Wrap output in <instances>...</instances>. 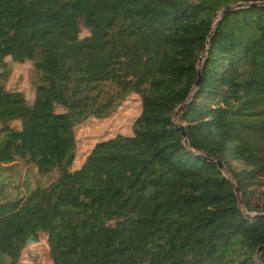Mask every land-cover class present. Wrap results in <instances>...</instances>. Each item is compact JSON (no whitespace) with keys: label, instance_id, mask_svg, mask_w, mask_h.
<instances>
[{"label":"trees","instance_id":"trees-1","mask_svg":"<svg viewBox=\"0 0 264 264\" xmlns=\"http://www.w3.org/2000/svg\"><path fill=\"white\" fill-rule=\"evenodd\" d=\"M8 59L31 66L34 99L7 84ZM131 94L132 134L75 169L76 127ZM0 124V171L19 157L56 173L0 202V264L43 237L53 264H259L264 0H0Z\"/></svg>","mask_w":264,"mask_h":264},{"label":"rangeland","instance_id":"rangeland-1","mask_svg":"<svg viewBox=\"0 0 264 264\" xmlns=\"http://www.w3.org/2000/svg\"><path fill=\"white\" fill-rule=\"evenodd\" d=\"M198 1V0H192ZM87 35V32L84 31ZM10 62L11 75L7 84L10 88L25 93L27 99L35 97L33 76L31 66L28 64H18ZM61 111V109L59 110ZM140 97L131 94L115 111L107 118H90L75 129L77 139V159L74 167L78 169L85 161L87 155L93 150L95 145L103 140L114 138L117 135H131L134 120L141 114ZM182 112L174 117L177 125H185L181 121ZM11 125V124H10ZM19 123L14 122L13 128H18ZM3 125L0 124V130ZM4 134L0 133V143ZM230 165L234 169L243 168L237 161L230 159ZM226 176L233 181L228 167L224 164ZM55 174L41 176L36 166L28 164L23 159L16 157L13 164L3 167L0 171V202L16 201L26 199L38 187H47L54 180ZM247 212V211H245ZM247 214H249L247 212ZM254 215V214H249ZM259 261V260H258ZM22 264H53L50 258V249L47 239L43 237L40 243L27 248L22 256ZM260 264V262H259Z\"/></svg>","mask_w":264,"mask_h":264},{"label":"water","instance_id":"water-1","mask_svg":"<svg viewBox=\"0 0 264 264\" xmlns=\"http://www.w3.org/2000/svg\"><path fill=\"white\" fill-rule=\"evenodd\" d=\"M257 5H259V4L257 3V4H254L253 6H257ZM243 6H244V4H238V5H237V8H241V7H243ZM231 8H233V7H232V6H227L221 14H217V15L215 16V17H218L219 19L217 20V23L215 24V27H214L213 32H215V30H216V28H217V26H218V24H219V21L223 18V16H224V15H225V14H226ZM210 38H211V36L209 37V41H210ZM206 49H208V47H207ZM202 62H203V58L200 60V63H199V79L197 80L195 87H198V86L200 85L201 65H202ZM185 106H186V104L180 106V107L177 109V111H176V113H175V116H177V115L179 114V112H183ZM181 121H182V118H181ZM179 130L181 131L182 136L184 137V140H185L186 143L188 144V133H187V131H186V127H185V125H181V126L179 127ZM217 165H218L219 169H220L221 171H223V172L226 174V171H227V170L225 169L224 164H223L221 161H219V162H217ZM236 193H237L238 195L240 194V191H239V188H238V187L236 188ZM240 204H241V209H242V211L245 213V215L248 216V218H250L249 214H247V212H245L246 209H245L244 206L242 205V200H241ZM263 251H264V246L259 247V248H258V251H257V253H258V260H259L260 264H262V262H261V258H262V253H263Z\"/></svg>","mask_w":264,"mask_h":264}]
</instances>
